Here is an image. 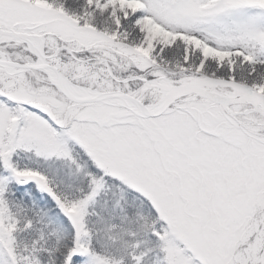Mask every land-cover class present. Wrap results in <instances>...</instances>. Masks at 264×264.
Returning a JSON list of instances; mask_svg holds the SVG:
<instances>
[{
  "label": "snow or ice",
  "instance_id": "6c2138e0",
  "mask_svg": "<svg viewBox=\"0 0 264 264\" xmlns=\"http://www.w3.org/2000/svg\"><path fill=\"white\" fill-rule=\"evenodd\" d=\"M0 264H264V0H0Z\"/></svg>",
  "mask_w": 264,
  "mask_h": 264
}]
</instances>
